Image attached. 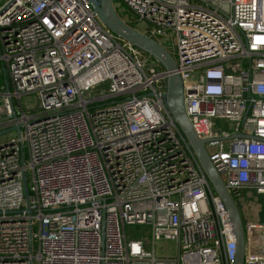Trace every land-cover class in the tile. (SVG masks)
<instances>
[{"label": "built area", "instance_id": "obj_1", "mask_svg": "<svg viewBox=\"0 0 264 264\" xmlns=\"http://www.w3.org/2000/svg\"><path fill=\"white\" fill-rule=\"evenodd\" d=\"M113 5L178 67L117 36L90 0H0V131L22 125L0 142V264H235L228 211L165 94L180 74L226 188L264 204V0ZM33 92L41 110L27 113ZM130 225L151 226L152 250L129 239ZM244 232V264H264V223L244 221ZM158 240H175L177 254L158 256Z\"/></svg>", "mask_w": 264, "mask_h": 264}, {"label": "water", "instance_id": "obj_2", "mask_svg": "<svg viewBox=\"0 0 264 264\" xmlns=\"http://www.w3.org/2000/svg\"><path fill=\"white\" fill-rule=\"evenodd\" d=\"M90 1L97 11L98 17L100 18L101 22L110 30H112L117 36L130 42L135 47L157 59L167 70L172 71L178 67L177 61L171 51H169L158 41L133 28L121 18L113 5V0H100V5L97 4L94 0ZM165 103L174 116L175 121L183 131L189 144L193 148L214 191L220 196L228 211L229 220L231 222L233 232L238 244V253L235 264H244L245 232L239 206L226 188L221 175L216 170L210 159L209 153L206 148V143L210 141V139L200 138L193 128L185 107L184 81L181 75L178 73H172L167 78V92L165 94ZM11 104L14 116H16V111L12 99ZM21 128L22 125L17 124L11 128L0 131V135L11 130H16L18 134L21 135ZM241 136L242 135L237 133L232 135L231 137ZM222 139H225V137H222ZM22 160L24 163V151ZM24 187L27 211L28 213H32V209L30 208L29 203V190L26 177L24 180Z\"/></svg>", "mask_w": 264, "mask_h": 264}, {"label": "rangeland", "instance_id": "obj_3", "mask_svg": "<svg viewBox=\"0 0 264 264\" xmlns=\"http://www.w3.org/2000/svg\"><path fill=\"white\" fill-rule=\"evenodd\" d=\"M119 14L121 16L129 18L130 16H133V14H130L129 12L126 13V16L124 14V10L122 7L118 8ZM173 44L174 48H176L177 41L176 37H173V39H169ZM170 42V43H171ZM169 42H166L167 45H170ZM173 52V51H172ZM175 59L177 56H174ZM106 87H102L99 89H103ZM87 96V93L85 94ZM22 105L23 109L27 113H32V112H38L40 111V106H41V98L39 92H33L29 94H25L22 96ZM15 103L17 106V112L20 114L21 113V107L20 103L17 99H15ZM219 127H221L224 130H229L231 131L229 122L224 121L222 123L221 121L218 122ZM18 132L16 130H11L5 134L0 135V142L4 143L7 140H9L11 137H18ZM225 147H228V142L225 140ZM207 150L208 152H211L214 150V147L212 148L207 144ZM25 153H26V161L28 159V149L25 145ZM31 174L30 172L28 173V178L30 180ZM30 183V182H29ZM254 192L248 191L244 195V200L242 203L241 199H236V202L238 203V206L241 211L243 223L249 222V223H255L259 225H263L264 223V204L261 200H259L257 197L254 196ZM128 237L129 239L134 238L136 236H142L143 239L146 240L147 247L149 249H153V237H152V228L149 225H130L126 227ZM155 250L156 254L158 256H167V255H176L177 254V242L175 240H158L155 243Z\"/></svg>", "mask_w": 264, "mask_h": 264}, {"label": "trees", "instance_id": "obj_4", "mask_svg": "<svg viewBox=\"0 0 264 264\" xmlns=\"http://www.w3.org/2000/svg\"><path fill=\"white\" fill-rule=\"evenodd\" d=\"M255 197H257L259 200H261L263 202V199L261 196H257L256 194H254Z\"/></svg>", "mask_w": 264, "mask_h": 264}]
</instances>
